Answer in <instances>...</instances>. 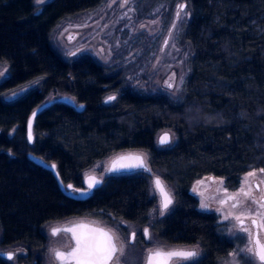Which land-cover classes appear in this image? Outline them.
<instances>
[{
    "label": "trees",
    "instance_id": "16d2710c",
    "mask_svg": "<svg viewBox=\"0 0 264 264\" xmlns=\"http://www.w3.org/2000/svg\"><path fill=\"white\" fill-rule=\"evenodd\" d=\"M101 1L51 0L38 12L34 0H0V63L9 69L0 83V250L18 247L17 262L35 264L49 222L74 215L145 222L156 204L147 172L109 175L90 197L77 200L30 153L54 164L66 186L82 188L96 163L144 150L173 190V209L155 222L156 236L198 244L202 264H217L237 243L223 234L215 213L199 209L191 186L213 175L234 191L245 173L264 169V0H185L190 16L182 40L192 52L180 100L134 89L90 54L67 61L53 46L61 20ZM34 81L22 95L6 98ZM56 90L84 108L52 101L37 114L30 144L28 119ZM163 130L175 133L172 147L156 145ZM0 264L11 262L0 255Z\"/></svg>",
    "mask_w": 264,
    "mask_h": 264
},
{
    "label": "rangeland",
    "instance_id": "374dc122",
    "mask_svg": "<svg viewBox=\"0 0 264 264\" xmlns=\"http://www.w3.org/2000/svg\"><path fill=\"white\" fill-rule=\"evenodd\" d=\"M49 1L51 0H46L45 3ZM184 2L186 1L102 0L91 9L61 20L52 32L51 42L67 61L77 59L84 54H90L112 71H118L124 76L127 84L134 89L149 94L163 93L175 100H180L184 94V85L190 70L189 59L192 52L190 45L182 40L183 28L190 16L189 9L181 10L179 16L174 20L177 5ZM45 3L36 4L39 8L38 12L40 8L42 10ZM73 53L75 54L73 55ZM8 75V66L0 63V83ZM34 82L6 92V98L12 97L13 93H20L22 89L28 90L38 84V81ZM169 84H172L173 87H168ZM63 96L74 98L68 93L56 90L46 96L45 102L58 100ZM168 131L171 132L170 144L159 146L156 142L158 147L168 148L175 144L177 139L175 133L171 130ZM129 153L142 155L151 171L137 170L115 175L137 172L149 173L151 196L156 199V204L149 213L150 220L168 215L172 211L173 205H170L169 210L163 215L160 214L161 201L154 186V179L159 177L163 180V178L159 172L151 169L149 155L144 150H126L114 153L90 167L84 176L93 174L104 181L109 176L110 162L117 156ZM249 173H254V175H249ZM164 183L173 197L171 186L165 181ZM241 189L244 192H249L250 195L244 196ZM191 193L197 197L199 209L215 213L223 234L237 243L236 249L225 262L241 264L240 256L243 253L239 250L253 246L251 235L254 226L252 221L256 220L258 225H264V209H259L258 204L253 203V200L264 202L261 201V197H264V172H261V169H253L245 173L239 188L234 191L225 188L223 178L206 175L192 184ZM202 204H206L207 207H202ZM235 216H241L243 224L236 220ZM88 220L106 223L96 215L88 217ZM112 220L109 223V228L115 232V228H118L120 222ZM49 226L51 225H46L44 230L47 231ZM243 228L248 229V231H243ZM258 231L264 243V226L258 227ZM50 245L51 248L47 252L48 264H54L51 257V249L55 246L53 241ZM123 245L122 243L121 246ZM145 248L164 249L166 245L151 238ZM145 248L138 255L142 264H144L147 252ZM0 251L14 252L16 256L21 254L18 247L5 248ZM13 263H17V261L14 260ZM186 263L187 261L175 262V264ZM126 264L135 263L130 260Z\"/></svg>",
    "mask_w": 264,
    "mask_h": 264
},
{
    "label": "snow or ice",
    "instance_id": "6c2138e0",
    "mask_svg": "<svg viewBox=\"0 0 264 264\" xmlns=\"http://www.w3.org/2000/svg\"><path fill=\"white\" fill-rule=\"evenodd\" d=\"M36 4H43L46 0H34ZM183 7V6H181ZM39 10V9H38ZM75 53H73L74 55ZM7 78L5 77V80ZM36 83V82H34ZM168 87H173L172 84H169ZM26 89H22L20 93H13L10 99H15L19 95H22ZM116 99L115 96H109L108 100ZM36 113H33V118H35ZM29 133L28 138L29 140L33 139L32 131H31V122L28 125ZM161 144L170 143V137L168 134H165L161 140ZM124 161H127L126 163ZM50 168L54 169L55 165H49ZM122 170L126 171H134V170H144V171H151L146 167L144 157L141 155H129V156H121L117 158L116 161L113 162L112 167L109 168V172H119ZM261 172H264V169H261ZM58 175V173H57ZM249 175H254V173H249ZM103 183L102 179H97L96 177H89L88 180V190H83L80 188H74L73 185L69 184L66 186L65 190L71 189L72 194H79L80 196H86L89 194L91 189L97 187V185ZM154 186L159 191L160 195L162 196V204L160 214L163 215L165 212L169 210L170 205L173 204V199L171 195L165 190L164 184L159 177H156L154 180ZM241 193L244 196H249V192H244L241 189ZM235 199V198H233ZM261 201H264V197H261ZM253 203H257L259 209H264V202H259L253 200ZM202 207L206 208V204H202ZM235 207V205H234ZM236 220L241 221L243 224V220L241 216H235ZM228 219V217H225ZM253 224H256V221L253 220ZM264 226V225H257V227ZM60 229H53V235H56ZM66 231H70L75 239V246L71 249V251L66 255L64 252L61 251H54V255L57 259H59L62 264H111L114 257L117 256L119 253L122 255V250L119 249L114 242V237L107 232L97 230V229H90L88 231H81L78 228H70ZM243 231L247 232L248 229L243 228ZM144 235H148V230H144ZM150 238V237H149ZM132 240H135V233H132ZM255 247H249L247 249H240L239 251L243 253L242 259H244L245 264H264V243H262L257 237L254 241ZM198 253L192 250H171V251H160L157 250L155 252H149L147 257V264H171V261L175 258L178 262L180 261H188V260H195L198 258ZM8 259H13L12 254H9Z\"/></svg>",
    "mask_w": 264,
    "mask_h": 264
},
{
    "label": "flooded vegetation",
    "instance_id": "af4514ba",
    "mask_svg": "<svg viewBox=\"0 0 264 264\" xmlns=\"http://www.w3.org/2000/svg\"><path fill=\"white\" fill-rule=\"evenodd\" d=\"M109 175H115V174H109ZM90 216H95V215H74V216L67 217V218H64L58 221H52V222L47 223L46 224L47 226L51 225L49 226L47 231L44 230L47 240H46L45 245L41 247V256L38 257L39 262L35 261V264H48L47 252L51 248L50 244L52 241H53V244L55 245L51 249L52 260L54 264H62V262L55 257L54 251L58 250V251L64 252L67 255L71 251V249L75 246V239L72 233L70 231H66L67 229H70V228H78L81 231L97 229V230H101V231L107 232L110 235H112L114 237V242L116 243L117 247L122 250V255L118 253L117 256L114 257V259L112 260L111 264H126L130 260H132L133 263L135 264H142L141 258L139 259L138 255L142 253L143 249L147 246L151 238L157 239L161 243L165 244L166 248L164 249L145 248V250L147 249L146 250L147 252H146V257L144 259V264H147V257H148L149 252L150 251L155 252L157 250L164 251V252L171 251V250L196 251L199 254L198 258H196L195 260H188L186 264H202L203 263L202 261L204 257V252H203V249L200 247V245L198 244H189V245L188 244H176V243L169 242V241L164 242L156 236L154 224L156 221L160 220L163 217L157 218L155 220H150V217L148 215L147 220L145 222H142L138 220L123 219L120 217H116L114 215H103V216H98V218L106 223H96V222H92L88 220V217L90 218ZM112 219L120 222L118 228H115V232H113V230L109 228V223L113 221ZM53 229H60V231L56 235H53ZM145 229L148 230L147 236L144 235ZM132 233H135V240H132ZM251 238H252V243H253L252 248H254L255 247L254 241H253L254 230L252 231ZM122 243L124 244L123 246H121ZM233 251L229 252L227 256H225L223 259H220L217 264H231V263L225 262V260H227V258L230 256V254ZM242 256L243 254H241L240 256L241 264H245V261L244 259H242ZM17 257L18 256L14 255L13 259H8V258H5V259L11 262V264H19L18 262L13 263L14 260L17 261ZM175 262H177V260L174 258L171 261V264H175ZM257 263L259 264L258 261ZM21 264H25V263H21ZM71 264H74V262H71Z\"/></svg>",
    "mask_w": 264,
    "mask_h": 264
},
{
    "label": "water",
    "instance_id": "95a60500",
    "mask_svg": "<svg viewBox=\"0 0 264 264\" xmlns=\"http://www.w3.org/2000/svg\"><path fill=\"white\" fill-rule=\"evenodd\" d=\"M181 6H183V7H181ZM185 7H186V3H182L181 5H178V9H177V12H176V15H175L176 18L179 16L180 11L183 10V9H185ZM58 101H60V102H64V103L69 104V105H71V106H74V107H75L77 110H79V111L82 110V109L84 108V104H83V103L78 104L74 98L69 97V96H63V97L59 98ZM51 103H52V101L43 102L41 105H39L37 108H35V109L33 110V112L31 113V115H30V117H29V119H28V122H27V137H28V133H29V128H28L29 122H31V131H32V136H33V139H31V140H29V138H28V141H29L30 144H33V143H34V121H35V118H36L37 114L40 113V112H41L43 109H45L46 107H48ZM33 113H36L35 118H33ZM165 134H168V135H169V137H170V142H171V132L168 131V130H167V131H163V132H162L161 134H159L158 137H157V143H158L159 146H166V145L170 144V143H167V144H161V143H160L161 138H162ZM129 155H140V154L129 153V154H124V155L117 156V157H115V158L110 162V168L112 167L113 162L117 160V158H119V157H121V156H129ZM141 156H142V155H141ZM29 158H30L32 161H34L35 163H37L38 165H41V166H43L44 168L51 170V171L53 172V174H54V176H55L57 182H58V185H59L61 191H62L64 194H66L67 196L72 197V198H74V199H77V200H84V199L90 197V196L93 194L94 190H95L96 188L100 187V186L103 184V183H101V184L97 185V187L91 189V191L89 192V194L86 195V196H80L79 194H75V195H73L71 189L65 190V189H66V185L62 182V179H61V177H60V175H59V172H58L56 166H55L54 169H52V168L49 167V165H54V164H50V163L46 162L43 158H41V157H39V156H37V155H34V154H32V153L29 154ZM124 162L126 163L127 161H124ZM145 164H146V163H145ZM146 167L149 168L148 165H146ZM134 171H136V170H134ZM122 172H133V171H126V170H122V171H119V172H109V171H108L109 174H119V173H122ZM57 173H58V175H57ZM89 177H96L97 179H101L100 177H98V176H96V175H93V174L87 175V176H85V178H84V187H83V188H80V189H83V190H86V191L88 190V180H89ZM160 179H161V178H160ZM154 180H155V179H154ZM161 180H162V179H161ZM102 181H103V180H102ZM162 182H163V184H164L165 190L169 193V191L167 190V188H166L165 183H164L163 180H162ZM156 190H157V189H156ZM157 192H158V194H159V196H160V201H161V204H162V200H163V198H162V196L160 195V193H159L158 190H157ZM169 194H170V193H169ZM171 197H172V196H171ZM172 199H173V202H174V198H173V197H172ZM255 221H256V220H255ZM252 225L254 226V238H253V241H255V239H256V237H257V234H258V236H259V231H258V227H257V225H258V224H257V221H256V224H253V221H252ZM259 239H260V236H259ZM260 241L263 243V241H262L261 239H260ZM9 254H12V256L15 255L14 252L0 251V255H1L2 257H4V258H7Z\"/></svg>",
    "mask_w": 264,
    "mask_h": 264
}]
</instances>
